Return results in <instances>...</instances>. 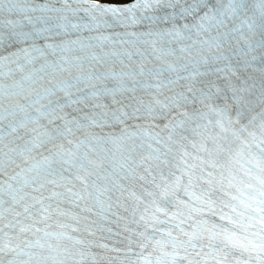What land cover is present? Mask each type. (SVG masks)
<instances>
[{
	"label": "snow or ice",
	"instance_id": "obj_1",
	"mask_svg": "<svg viewBox=\"0 0 264 264\" xmlns=\"http://www.w3.org/2000/svg\"><path fill=\"white\" fill-rule=\"evenodd\" d=\"M0 264H264V0H0Z\"/></svg>",
	"mask_w": 264,
	"mask_h": 264
}]
</instances>
